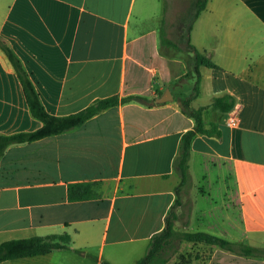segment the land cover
Masks as SVG:
<instances>
[{
  "label": "crops",
  "instance_id": "obj_1",
  "mask_svg": "<svg viewBox=\"0 0 264 264\" xmlns=\"http://www.w3.org/2000/svg\"><path fill=\"white\" fill-rule=\"evenodd\" d=\"M194 1L0 0V38L49 115L69 116L113 96L139 98L63 134L5 149L0 244L67 234L71 245L0 264H136L176 199L181 136L195 126L181 111L188 98L204 128L219 134H197L191 143L188 232L264 248V0H206L184 45L183 9ZM189 45L216 66L199 68L196 93ZM167 90L172 100L159 103ZM221 97L233 103L227 113L213 107ZM233 116L240 128L228 126ZM41 126L0 51V135ZM74 183H97L100 199L68 202ZM209 197L220 204L204 212L200 203ZM191 245L197 263L264 264Z\"/></svg>",
  "mask_w": 264,
  "mask_h": 264
},
{
  "label": "trees",
  "instance_id": "obj_2",
  "mask_svg": "<svg viewBox=\"0 0 264 264\" xmlns=\"http://www.w3.org/2000/svg\"><path fill=\"white\" fill-rule=\"evenodd\" d=\"M205 2L206 0L194 1L193 7L195 8V11L192 16L193 19H195L204 9ZM189 48L194 52L193 62L196 82L193 91L196 93L199 84V68L206 67L213 69L216 68V66L208 58L198 53L192 46L189 45ZM0 51L6 56L20 81L30 115L42 124V126L34 132L19 133L10 136L0 135V156L10 145L28 144L50 136L63 134L82 126L86 121L104 110L139 99L137 97H125L120 99L118 96H113L96 100L85 109L69 116H51L42 106L39 96L35 91L28 74L22 67L20 60L1 38ZM189 100L190 98L182 101L180 107L182 113L194 121L195 126L192 130L187 131L181 136L179 153L175 160V170L180 178V183L175 188L176 199L165 217L164 229L150 238L146 253L136 264H167L174 241H181L189 244H202L241 257L263 258L264 248H255L244 243L232 242L203 231L177 232L174 229V222L176 220L174 208L181 205L179 192L191 182L188 163L192 140L197 134L205 136L219 135L216 132L214 125H211L209 129L204 128L201 111L190 110ZM232 105L233 103L230 102L227 97L217 98L213 102V107L222 113L229 112L232 109ZM98 189L99 185L97 183L70 184L66 191L67 200L68 202H81L100 199ZM70 245L71 239L67 234L6 241L0 244V263L21 258L43 256L52 251L66 250ZM102 264L108 263L103 262Z\"/></svg>",
  "mask_w": 264,
  "mask_h": 264
},
{
  "label": "rangeland",
  "instance_id": "obj_3",
  "mask_svg": "<svg viewBox=\"0 0 264 264\" xmlns=\"http://www.w3.org/2000/svg\"><path fill=\"white\" fill-rule=\"evenodd\" d=\"M194 11H195V8L193 7V5L188 8L183 9V30H182L181 38H182V43L184 45L187 44L188 28L192 20ZM182 101H180V103ZM212 197H209L208 199L201 201L200 207L202 208L201 209L202 211L207 212L208 210H210L213 203L220 204V201L214 200ZM179 198L182 203V207L174 208V212L175 214H179V213H182V214L179 216L180 220L178 222L176 221L174 222V229L177 232H186V230L188 232L191 229V225L193 224L192 219L194 218L191 215L194 209V202L192 200L193 196H192L191 190L185 189V188L181 189L179 192ZM236 220H237V217L235 216L232 217V223H235ZM184 221L186 222L185 226H183ZM172 247L173 248L170 251L169 261L167 264H201V262L197 263L196 261H193L192 257L196 254L197 248L192 246L191 244L181 242V241H174L172 244ZM204 249H207V248L204 247ZM212 249L213 248H209V251H212ZM203 255H206V254L204 253Z\"/></svg>",
  "mask_w": 264,
  "mask_h": 264
},
{
  "label": "built area",
  "instance_id": "obj_4",
  "mask_svg": "<svg viewBox=\"0 0 264 264\" xmlns=\"http://www.w3.org/2000/svg\"><path fill=\"white\" fill-rule=\"evenodd\" d=\"M228 126L231 127V128H240L242 126L240 118L238 116H233L228 121Z\"/></svg>",
  "mask_w": 264,
  "mask_h": 264
},
{
  "label": "water",
  "instance_id": "obj_5",
  "mask_svg": "<svg viewBox=\"0 0 264 264\" xmlns=\"http://www.w3.org/2000/svg\"><path fill=\"white\" fill-rule=\"evenodd\" d=\"M172 100V96L169 92V90L166 91V94L164 96L161 97V99L158 101L159 103H164V102H167V101H170Z\"/></svg>",
  "mask_w": 264,
  "mask_h": 264
}]
</instances>
